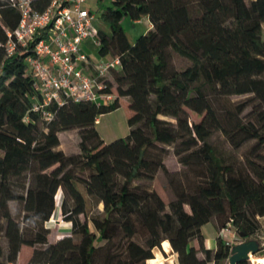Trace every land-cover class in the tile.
<instances>
[{
    "label": "trees",
    "instance_id": "trees-1",
    "mask_svg": "<svg viewBox=\"0 0 264 264\" xmlns=\"http://www.w3.org/2000/svg\"><path fill=\"white\" fill-rule=\"evenodd\" d=\"M128 17H147L152 28L131 42L123 26ZM19 19L0 0V264H16L25 245L35 248L28 264H157L154 250L166 241L178 264H228L230 246L219 234L217 249H207L204 225L217 220L221 231L231 222L244 241L261 237L264 0H110L99 54L121 57L110 74L114 101L51 103L49 121L33 109L42 98L26 62L30 52L8 56L4 46V27L14 29ZM177 60L187 65L179 68ZM243 95L249 98L227 104ZM122 97L132 110L130 132L108 144L97 121L119 109ZM190 112L203 120L191 121ZM75 128L81 151L67 156L60 134ZM217 132L236 150L252 143L244 164L217 153L211 142ZM171 154L183 166L178 173L166 165ZM160 171L174 193L168 205L149 186ZM78 183L103 205L91 219L96 232L80 218L87 201ZM58 191L72 235L49 243ZM12 202L21 207L17 215ZM256 255L264 256L262 246Z\"/></svg>",
    "mask_w": 264,
    "mask_h": 264
},
{
    "label": "built area",
    "instance_id": "built-area-1",
    "mask_svg": "<svg viewBox=\"0 0 264 264\" xmlns=\"http://www.w3.org/2000/svg\"><path fill=\"white\" fill-rule=\"evenodd\" d=\"M8 1L19 11L20 19L14 29L4 27V46L8 56L18 51L30 52L26 62L42 98V102L34 104V111L42 112L49 121L53 114L45 107L51 103L114 101L116 93L108 91L110 74L121 68L122 61L120 56L99 54V25L91 0ZM45 1L49 4L39 9ZM148 22L152 26L149 19ZM220 236L231 251L244 241L231 222ZM255 256L250 253L248 262L262 264Z\"/></svg>",
    "mask_w": 264,
    "mask_h": 264
},
{
    "label": "rangeland",
    "instance_id": "rangeland-1",
    "mask_svg": "<svg viewBox=\"0 0 264 264\" xmlns=\"http://www.w3.org/2000/svg\"><path fill=\"white\" fill-rule=\"evenodd\" d=\"M96 1L97 0H91V3L94 6L97 23L98 25H100L102 24L103 9L109 4L110 0H104L103 2H100V4H97V5H96ZM123 26L131 42H135L136 39L140 35L145 34L150 30L149 29L150 24L148 22L147 17H143L139 21H134L133 19L128 17L123 21ZM102 28H104L103 25H102ZM176 64L179 68L185 67L187 65V63L182 60H177ZM248 98H249V95L235 96V97H232L229 101H227V104H229L231 101L232 102L244 101ZM251 105H252V102L249 104L248 110L251 109ZM131 115H132V110L130 109L127 99H124L119 109L100 117L99 121L97 122V129L106 143L109 144L117 139L125 138L128 136L130 132L128 120ZM190 118H191V121L193 122H200L203 120L204 115L201 116L196 113L190 112ZM60 139H61V145L59 149L63 150L67 156L71 154L80 153L81 150H80V145H79L80 144L79 129L75 128L69 131L62 132L60 134ZM211 142L213 146L216 148L217 153L221 157H223L225 162L231 163L235 165L236 167L244 164L245 154L252 144V143H249L243 148L236 150L229 144L226 137L220 132L215 133ZM166 165L169 171L173 173H178L181 170H183V166L181 165L179 158L173 154H171L167 158ZM87 174L88 172H84V173L78 172V175L81 177L82 176L84 177ZM149 186L159 193V195L163 198V200L166 202L167 205L174 198L172 187L170 186L168 179L163 171H160L158 173L155 181L150 183ZM78 188L84 194L86 201H87L86 214L81 215L80 218L82 221H88L92 229L96 232V229L91 219L92 217L97 216L103 210V205H97L95 202H93L91 197L87 195L84 185L82 183H78ZM62 193H61V196H62ZM149 204L153 206L151 201H149ZM11 209L13 213L17 215L20 213L21 207L19 206L18 203L12 202ZM186 210L190 211V207L188 205H186ZM50 221L47 223V226L50 228V234H49V237H47V240L49 243L55 242L65 236L72 235L71 223L66 222L63 219L62 214H61V207L56 216V221L53 223H50ZM262 223L264 224V221H262ZM260 236H264V231L260 234ZM256 240H258L259 243L262 241L260 237ZM3 244L6 247L5 240H3ZM171 248L172 247L170 243H168V241L164 242L162 244V248H156L154 250L155 256L153 259L159 258V262L163 261L165 264H178L177 255L175 254L176 259L172 257L173 253L175 252L173 250V253H172ZM34 250H35L34 247H30L27 245L23 246L16 264H28V262L32 258ZM257 257L258 256L256 255L255 258ZM166 260H169V261H166ZM248 263L251 264L250 262ZM146 264H150L149 261H147Z\"/></svg>",
    "mask_w": 264,
    "mask_h": 264
},
{
    "label": "water",
    "instance_id": "water-1",
    "mask_svg": "<svg viewBox=\"0 0 264 264\" xmlns=\"http://www.w3.org/2000/svg\"><path fill=\"white\" fill-rule=\"evenodd\" d=\"M240 235L242 238H246L245 233L240 232ZM260 247V243L256 239H249L236 244L232 248L231 255L229 258V264H239L241 262L248 261L250 253L252 255L258 254Z\"/></svg>",
    "mask_w": 264,
    "mask_h": 264
},
{
    "label": "crops",
    "instance_id": "crops-1",
    "mask_svg": "<svg viewBox=\"0 0 264 264\" xmlns=\"http://www.w3.org/2000/svg\"><path fill=\"white\" fill-rule=\"evenodd\" d=\"M151 28H152V26L149 27V29H151ZM124 99H127V98H124V97L121 98V100H120L121 105H122V101ZM127 101H128V99H127ZM128 104H129V102H128ZM261 221H264V217L261 218ZM263 226H264V224H263ZM202 231H203V234L205 236V247L207 249L216 250L218 247V236L220 234V228L218 227V221L215 220V221H211V222L207 223L206 225H204L202 227ZM260 238L262 239L261 246L263 247V252H264V236H261ZM191 245L198 248V242L197 241H194ZM171 250L173 253L172 248H171ZM172 257L174 259H176L175 253H173ZM199 257L203 258V254L199 253Z\"/></svg>",
    "mask_w": 264,
    "mask_h": 264
},
{
    "label": "bare ground",
    "instance_id": "bare-ground-1",
    "mask_svg": "<svg viewBox=\"0 0 264 264\" xmlns=\"http://www.w3.org/2000/svg\"><path fill=\"white\" fill-rule=\"evenodd\" d=\"M61 200H62V196H61V192L58 193V195L56 196V210L51 218L50 223H53L56 221V216L60 210V206H61ZM170 250V249H169ZM255 260H257L258 262L264 264V256L263 257H257L255 258ZM169 261V260H166ZM157 264H165L163 261L158 262Z\"/></svg>",
    "mask_w": 264,
    "mask_h": 264
}]
</instances>
